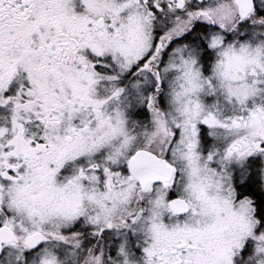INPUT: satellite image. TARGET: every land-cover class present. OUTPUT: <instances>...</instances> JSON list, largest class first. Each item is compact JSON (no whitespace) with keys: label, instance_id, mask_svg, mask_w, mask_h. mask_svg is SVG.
I'll return each mask as SVG.
<instances>
[{"label":"snow or ice","instance_id":"6c2138e0","mask_svg":"<svg viewBox=\"0 0 264 264\" xmlns=\"http://www.w3.org/2000/svg\"><path fill=\"white\" fill-rule=\"evenodd\" d=\"M0 264H264V0H0Z\"/></svg>","mask_w":264,"mask_h":264}]
</instances>
